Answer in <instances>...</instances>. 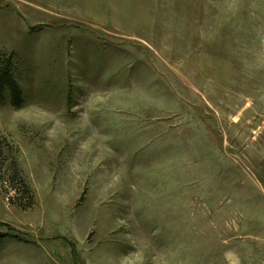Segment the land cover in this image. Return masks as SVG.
Returning a JSON list of instances; mask_svg holds the SVG:
<instances>
[{
    "label": "rangeland",
    "instance_id": "1",
    "mask_svg": "<svg viewBox=\"0 0 264 264\" xmlns=\"http://www.w3.org/2000/svg\"><path fill=\"white\" fill-rule=\"evenodd\" d=\"M1 54L0 264H264V0H0Z\"/></svg>",
    "mask_w": 264,
    "mask_h": 264
},
{
    "label": "trees",
    "instance_id": "2",
    "mask_svg": "<svg viewBox=\"0 0 264 264\" xmlns=\"http://www.w3.org/2000/svg\"><path fill=\"white\" fill-rule=\"evenodd\" d=\"M0 103H10L14 109H21L25 104L24 92L15 74L13 55H0ZM4 155L5 153L0 146V174L3 172L7 163V159H4ZM10 172L12 174L11 176ZM3 174V181L5 183L10 182V180L7 179L11 178V182L14 184L13 191L15 192V199L23 202L26 201L28 205L31 206L33 201L31 191L27 183L19 175L17 167L11 165L6 173ZM15 199L12 201L15 202Z\"/></svg>",
    "mask_w": 264,
    "mask_h": 264
}]
</instances>
